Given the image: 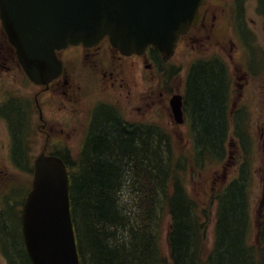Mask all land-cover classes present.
Returning a JSON list of instances; mask_svg holds the SVG:
<instances>
[{
    "label": "trees",
    "instance_id": "obj_1",
    "mask_svg": "<svg viewBox=\"0 0 264 264\" xmlns=\"http://www.w3.org/2000/svg\"><path fill=\"white\" fill-rule=\"evenodd\" d=\"M214 66L201 67L190 80L197 165L225 155V66ZM64 160L80 264H264V216L261 238L251 243L245 178L216 194L214 238L206 250L213 202L203 205L188 191V161L173 155L170 135L161 129L103 109L76 162ZM16 250L15 264H31L21 245Z\"/></svg>",
    "mask_w": 264,
    "mask_h": 264
},
{
    "label": "water",
    "instance_id": "obj_2",
    "mask_svg": "<svg viewBox=\"0 0 264 264\" xmlns=\"http://www.w3.org/2000/svg\"><path fill=\"white\" fill-rule=\"evenodd\" d=\"M202 0H0V17L20 61L35 82H48L61 63L55 49L91 45L104 35L124 53L148 44L172 55L180 34L199 19ZM179 97L171 100L177 121ZM63 160L43 152L23 206L25 244L33 264H79Z\"/></svg>",
    "mask_w": 264,
    "mask_h": 264
},
{
    "label": "rangeland",
    "instance_id": "obj_3",
    "mask_svg": "<svg viewBox=\"0 0 264 264\" xmlns=\"http://www.w3.org/2000/svg\"><path fill=\"white\" fill-rule=\"evenodd\" d=\"M211 1L213 2V0ZM220 1L221 4L218 2L216 4L218 9L217 16L221 19L220 24H222L219 27L222 28L224 34L226 32L224 36H216L215 33H211L210 36H202L195 44L187 36L180 42L176 56L167 63L160 59L159 65L161 63V66L158 68H146L145 63L138 60L133 61V65L128 62L127 66H125V71L131 77L139 78L142 73L146 76L149 85L146 95L139 98L135 97L134 99L136 100L130 101V98L127 99L126 97L127 93L120 94L117 88H108L109 83L105 78L92 73L85 66V63L77 62L74 66L75 69L72 70H74V74L80 76V82L79 94L74 97V102L82 122H87L90 113L89 107L97 102H105L117 106L120 113L131 121L152 120V122L161 125L167 130L171 138L173 155L177 158L191 161V159H188L192 157V144L188 125L186 123L178 125L174 121L172 115H170V108L168 105L166 107L167 100L176 89H183L185 73L190 62L195 57L220 55L229 69L232 81L230 107L232 109L235 103V107L239 109L242 120L240 119V127L235 131L233 130L232 121L234 116L231 117L230 136L226 144L227 150L224 159L221 162H211L203 167L186 166L184 182L188 191L196 199L202 201L203 205L207 204L210 196L219 186L235 177L240 164L246 159V169L249 175L248 200L252 218L250 237H256L258 216L261 213L257 208L260 207L261 201L264 200V124H261L263 126V129H261L256 115L259 108L260 111L264 108V104L261 105L264 90H261L259 87L260 83L264 84V74L262 76H255L257 73L251 72V69H249V63L246 60L247 54L241 47H239L240 51H238L236 46L231 47V40L235 39L234 28L232 24H229L227 27L223 22L231 21L234 2L232 0ZM240 2L243 7L244 19L247 20L253 34L252 44L255 55L252 66L254 62L255 64L264 65V41L261 40L263 28L262 22H260L262 14L259 5L257 4V0H240ZM207 32L210 33L206 30ZM218 39H225L226 42L219 44V42H216ZM155 64L157 65V63ZM175 69L177 70L174 71ZM244 72L250 75L247 83H245L244 79L239 78ZM258 73H261V71ZM15 78L17 80L11 79L14 83L16 81L19 83L26 81L18 70L16 71ZM98 79L100 80L98 81ZM239 84L243 85V88H240ZM133 87L138 89L139 83L133 85ZM159 90H162L163 94H160ZM252 90L256 92V98L252 95ZM256 99L260 103H257ZM139 104L143 106L142 111L136 108ZM83 127V125L78 126L76 133L70 136L65 134L52 135L55 136L52 138V149H60L67 146L72 155L77 154L84 134ZM32 135L30 133L29 137L34 138ZM43 138L44 136L40 138L38 135H36V139L34 138L35 141L31 149L33 157L40 152V144H43ZM240 141H244L246 152L243 150ZM28 174L30 175L28 172L19 171L16 175L21 180H30L31 177ZM211 208L213 211L209 218L210 223L206 232V250L212 243L213 218L216 213V204L214 203ZM166 232L167 223L165 221L162 229L164 236ZM161 242L164 246L162 248L166 249V237L161 239ZM203 254L206 255L205 252Z\"/></svg>",
    "mask_w": 264,
    "mask_h": 264
},
{
    "label": "flooded vegetation",
    "instance_id": "obj_4",
    "mask_svg": "<svg viewBox=\"0 0 264 264\" xmlns=\"http://www.w3.org/2000/svg\"><path fill=\"white\" fill-rule=\"evenodd\" d=\"M210 12V7L205 6L202 9L200 8V13L202 15L201 21H207L206 19H209L207 16ZM215 19L216 16L212 12L210 20L214 21ZM263 21L264 16L261 17V22L263 23ZM199 29L198 26L190 35V40L193 44L197 43L202 36H210L208 32L206 33V30H208L206 23H203L202 29L200 30L205 31L203 34L200 33ZM246 31L244 26L238 28V39L236 42L231 40V47L236 46L238 51H240L239 47L241 46L242 50L247 54V57L254 61L255 52L252 44L253 38H251V34ZM262 34L261 40L264 41V32H262ZM216 42L220 44L224 42V40L218 39ZM71 48L74 50H71ZM57 56L61 59L63 67L58 77L50 81L47 85L36 84L30 81L26 75H24L17 59L15 49L9 43L0 24V264H8L7 253H10L13 256V261H16L15 259L18 257L16 248L19 245L23 246L21 235V208L25 197L21 195L24 189L19 184L20 180L16 177L18 170L15 169L12 162L13 159L20 162V160L26 158V155L22 144L15 143L13 148L14 140L23 137L26 140V145L28 143V146H30L34 143L35 134L44 136L46 140L51 135L65 134L70 136L76 133L78 126L85 125V123L81 121L79 113H77V106L74 102V97L79 94L80 76H73V71L72 68L69 67V64H73L76 60L77 62L85 63V66H87L92 73L100 75L101 78L107 80L109 83L108 88H117L120 94L127 93L126 97L127 99L130 98V101L136 100L134 99L135 97L139 98L146 95L148 91L146 76L143 73L139 78H136L131 77V75L125 71V66H127L128 62L133 65L134 62L131 61L132 57H140L136 59L145 63L147 67L148 55H122L110 46L106 38L92 47L78 45L61 49L57 51ZM209 63L210 62L206 61L202 65L191 67V69L200 70L201 67V69L215 67V63H218L220 66L224 65L222 59L216 60L215 63L213 62L212 66H210ZM221 68L224 70V67ZM249 69H251V72L257 73L255 76H262V74H264V65L255 64L254 62V65H250ZM17 70L20 74L22 73V77H24L26 81H22V83L18 81L14 83L11 81V79H16ZM196 70H193L192 73L196 72ZM259 71H261V73H258ZM194 76L195 74L193 77ZM223 76L225 78L224 85H226V101L231 91L229 90V84H226V74L223 73ZM248 77H250V75L247 72L239 76L240 79H244L245 83L248 82ZM99 80L100 79H98V81ZM229 81L231 88L232 82L231 80ZM138 83V89L133 87V85H137ZM239 86L243 88V85L239 84ZM259 87L261 90H264L263 83H260ZM189 88L190 82L188 83L187 81L184 89L175 90V92H179L184 96V100L187 103L190 98ZM159 91L160 94H163L162 90ZM251 92L256 98V92L253 90ZM60 97L62 98L59 99ZM230 100L231 99H229V102ZM104 103L105 102H102V104L105 105L103 109H107L105 108L107 104ZM262 104H264V96L261 105ZM136 108L142 111L143 106L139 104ZM93 109L94 108H92L91 112H93ZM235 110L239 109L235 107L234 103L231 112ZM93 113L89 115L87 130ZM256 115L257 121L261 126V124H264V108L261 111L259 108ZM261 129H263V126H261ZM30 133L34 135V138H28ZM13 149L15 152L14 157L12 155Z\"/></svg>",
    "mask_w": 264,
    "mask_h": 264
},
{
    "label": "bare ground",
    "instance_id": "obj_5",
    "mask_svg": "<svg viewBox=\"0 0 264 264\" xmlns=\"http://www.w3.org/2000/svg\"><path fill=\"white\" fill-rule=\"evenodd\" d=\"M97 137V136H96ZM97 139V138H96ZM103 140V139H102Z\"/></svg>",
    "mask_w": 264,
    "mask_h": 264
}]
</instances>
